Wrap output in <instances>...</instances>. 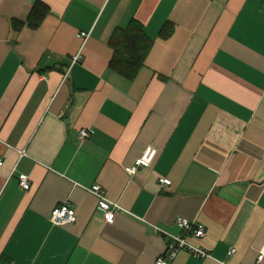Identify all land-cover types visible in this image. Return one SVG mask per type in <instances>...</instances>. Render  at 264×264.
Segmentation results:
<instances>
[{"label":"crops","instance_id":"obj_1","mask_svg":"<svg viewBox=\"0 0 264 264\" xmlns=\"http://www.w3.org/2000/svg\"><path fill=\"white\" fill-rule=\"evenodd\" d=\"M37 3L42 24L16 29ZM132 21L150 43L134 78L110 66ZM0 161L12 264H156L181 218L211 257L170 264H264V0H0ZM95 185L125 210L114 224ZM64 203L77 221L54 226Z\"/></svg>","mask_w":264,"mask_h":264},{"label":"built area","instance_id":"obj_2","mask_svg":"<svg viewBox=\"0 0 264 264\" xmlns=\"http://www.w3.org/2000/svg\"><path fill=\"white\" fill-rule=\"evenodd\" d=\"M88 36L89 34L87 33H82L80 35V37L82 38H87ZM81 61H82V56L80 54L72 58V64H76ZM90 135H91L90 130L87 129L81 130L79 134V141L81 143L86 142L87 139L90 137ZM20 155L24 157L26 156V153L22 151L20 152ZM156 155H157V151L155 149L147 148L144 151L141 158H139L133 166L126 168V172L130 175H133L140 168L150 167L153 161L155 160ZM2 164H3L2 161H0V165ZM19 182L24 190L28 191L31 189V182L28 175L20 174ZM161 183L163 185H170L171 181L163 179L161 180ZM86 190L97 199L98 208L102 211L104 221L107 224H114L118 214H120L121 212H125V210L118 203L113 202L107 197L105 190L100 185H95L92 186L91 188H86ZM76 221H77L76 211L69 203L59 204L57 207H55L52 210L50 215V222L54 226H58V227L74 224L76 223ZM178 226L182 229V233L177 236L168 235L172 240V245L168 248L165 254H163L157 259L156 264H170L181 250H188L193 255L202 259L211 257L210 253H208L207 251H205L200 247L193 245L188 241L189 236L196 238H202L205 236V231L202 226H196L193 222L189 221L186 218L179 219ZM156 230L159 231L158 228H156ZM234 251L235 250L232 248L230 250V254L234 253ZM262 258L263 257L260 256V260Z\"/></svg>","mask_w":264,"mask_h":264},{"label":"trees","instance_id":"obj_3","mask_svg":"<svg viewBox=\"0 0 264 264\" xmlns=\"http://www.w3.org/2000/svg\"><path fill=\"white\" fill-rule=\"evenodd\" d=\"M48 13L49 10L45 4L37 3L25 22L14 21L13 25L16 29H20L25 25L36 29L42 24ZM113 46L114 57L110 66L119 73L134 78L143 67L150 48V43L145 37L143 27L136 21H132L128 30L119 31L116 34ZM0 264H12V262L9 258L0 256Z\"/></svg>","mask_w":264,"mask_h":264}]
</instances>
